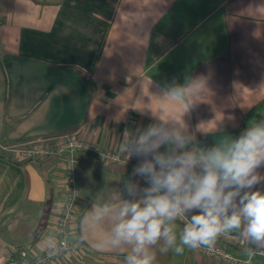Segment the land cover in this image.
Wrapping results in <instances>:
<instances>
[{"label": "crops", "instance_id": "crops-1", "mask_svg": "<svg viewBox=\"0 0 264 264\" xmlns=\"http://www.w3.org/2000/svg\"><path fill=\"white\" fill-rule=\"evenodd\" d=\"M261 120L264 0H0V264L25 244L40 252L55 239L66 197L59 160H25L12 146L75 132L128 157L127 141L152 124L187 136L185 150H202ZM77 158L70 239L80 245L53 264H126L133 245L112 243L116 215L143 193L129 196L125 185L134 179L124 168L85 151ZM168 223L180 245L184 227ZM233 232L244 245L264 247L243 223ZM163 247V238L149 246L153 264H225L186 246L180 255Z\"/></svg>", "mask_w": 264, "mask_h": 264}, {"label": "clouds", "instance_id": "clouds-1", "mask_svg": "<svg viewBox=\"0 0 264 264\" xmlns=\"http://www.w3.org/2000/svg\"><path fill=\"white\" fill-rule=\"evenodd\" d=\"M189 142L182 133L150 124L138 129L124 146L128 159L138 161L132 169L136 179L125 188L129 196L143 193L139 201H125L116 215L112 243L133 245L126 264H153L149 246L161 238L165 243L161 252L174 248L180 255L185 246L201 245L211 250L221 234L240 229L242 223L248 238L264 241V191H253L264 182L258 171L264 167V120L221 146L185 150ZM108 211L105 207L97 218ZM187 213L194 214L183 228L180 246L168 222Z\"/></svg>", "mask_w": 264, "mask_h": 264}, {"label": "built area", "instance_id": "built-area-1", "mask_svg": "<svg viewBox=\"0 0 264 264\" xmlns=\"http://www.w3.org/2000/svg\"><path fill=\"white\" fill-rule=\"evenodd\" d=\"M11 149L25 160L42 158L59 160L65 174L66 197L55 218V239L51 243L45 244L40 252H35L30 244L23 245L8 255V264H53L64 254L80 245L70 239L77 211L78 190L75 184V168L79 163L78 151L88 152L106 165L122 167L134 180L136 179L132 176V169L137 164L136 162L117 152L100 148L97 144L82 139L75 132L55 138L54 142L50 144L39 143L28 147L12 146ZM143 186L141 184V187ZM192 214L187 213L183 219L177 218L176 221L184 227ZM229 247L245 249L247 257L245 259L236 257ZM186 249L189 253H199L225 264H255V259H264V247L244 245L241 243L239 235L233 230L221 234L211 250L204 245L197 249Z\"/></svg>", "mask_w": 264, "mask_h": 264}, {"label": "rangeland", "instance_id": "rangeland-1", "mask_svg": "<svg viewBox=\"0 0 264 264\" xmlns=\"http://www.w3.org/2000/svg\"><path fill=\"white\" fill-rule=\"evenodd\" d=\"M6 152H13V151H11L10 150V148H9V146L8 145H6ZM14 153V152H13ZM5 243V241L4 242H0V246H1V244H4ZM5 251H3L1 248H0V259L2 258V255H3V253H4Z\"/></svg>", "mask_w": 264, "mask_h": 264}]
</instances>
